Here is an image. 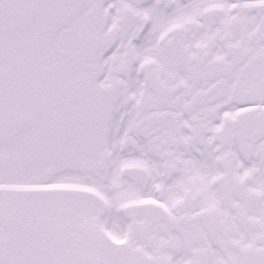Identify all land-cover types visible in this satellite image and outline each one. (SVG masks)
I'll return each instance as SVG.
<instances>
[{"label":"snow or ice","instance_id":"obj_1","mask_svg":"<svg viewBox=\"0 0 264 264\" xmlns=\"http://www.w3.org/2000/svg\"><path fill=\"white\" fill-rule=\"evenodd\" d=\"M0 264H264V0H0Z\"/></svg>","mask_w":264,"mask_h":264}]
</instances>
